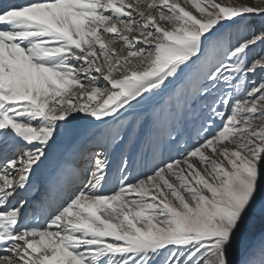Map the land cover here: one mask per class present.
<instances>
[{"label": "snow or ice", "instance_id": "1", "mask_svg": "<svg viewBox=\"0 0 264 264\" xmlns=\"http://www.w3.org/2000/svg\"><path fill=\"white\" fill-rule=\"evenodd\" d=\"M0 264H264V0H0Z\"/></svg>", "mask_w": 264, "mask_h": 264}]
</instances>
